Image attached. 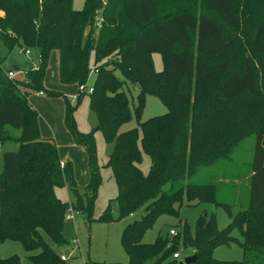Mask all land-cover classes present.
Here are the masks:
<instances>
[{
  "label": "trees",
  "instance_id": "1",
  "mask_svg": "<svg viewBox=\"0 0 264 264\" xmlns=\"http://www.w3.org/2000/svg\"><path fill=\"white\" fill-rule=\"evenodd\" d=\"M159 1L88 0L84 10H76L72 0H0L4 47L9 51L36 49L40 56L38 69H29L24 78L11 80L0 68V135L8 134L3 145H16L15 150L0 155V242L6 238L22 243L28 252L39 250L30 257L33 264H61V257L45 238L59 247L67 243L64 224L72 207L55 190L67 187L77 195L81 188L73 163L60 159L53 139L41 137L39 113L28 101L32 92L65 99L64 123L74 143L85 149L89 171V182L83 188L87 203L80 198L73 208L86 214L88 223L93 221L101 182L94 131L79 132L75 107L63 93L44 85L54 51L58 52L60 83L77 86L78 98L87 94L80 88L89 83L94 55L98 73L90 110L96 116L97 130L114 145L107 165L118 187V196L99 220L110 223L143 211L121 236L128 264H179L173 257L175 247L186 249L188 243L198 257L193 264H264V111L248 120L247 112L252 114V109H246L257 96V71L249 61L231 69L226 59L239 28L235 10L241 0H200L197 13L182 9V1L191 0H162L166 11L161 14ZM100 10L103 18L97 26ZM252 43L256 49L263 48L264 23L257 27ZM152 54L162 56L161 72L155 70ZM136 56L149 61L136 63ZM126 83L138 86L133 109L122 90ZM148 96L158 98L167 113L141 121ZM242 100L246 107L240 106ZM133 115L139 127L121 132ZM252 127V161L236 173L241 166H234L235 151ZM139 138L150 158L147 175L140 168ZM240 177L247 195L244 205L237 201L241 205L237 209ZM224 190L231 196L227 201L222 198ZM205 203L226 211L230 224L225 229L218 230L213 219L201 215L194 234L180 221L183 228L175 236L158 234L154 243H143L159 217L179 218L183 205ZM114 208L117 219L112 216ZM236 230L241 240L234 238ZM230 244L241 247L243 260L213 258L215 247ZM0 264H19V260L13 256L0 259Z\"/></svg>",
  "mask_w": 264,
  "mask_h": 264
},
{
  "label": "rangeland",
  "instance_id": "2",
  "mask_svg": "<svg viewBox=\"0 0 264 264\" xmlns=\"http://www.w3.org/2000/svg\"><path fill=\"white\" fill-rule=\"evenodd\" d=\"M87 2L88 0H72L73 7L76 10H84L86 8ZM182 3V9L190 8L195 13L198 12L200 0H191V3L182 1ZM158 10L160 14L166 11L165 3L162 0L158 3ZM235 12L239 21V28L236 32L235 42L226 54V59L230 61L231 69H238L242 67L245 61H249L255 66V69L257 71V96L254 103L252 102L246 108L248 109L250 107L252 109V114H249L247 112L248 120H255L256 117L264 111V46L261 50L256 49V47L252 43V40L254 38L257 27L264 23V0H241L239 5L236 7ZM96 18V24H98L100 19L103 18L102 10L98 11ZM23 50L25 51V49L18 47L13 49L12 51H9L4 47L0 39V59L3 61L2 62L0 60V68H9L14 65L16 67L24 68L27 63H31ZM29 50L30 52H32V54H30L31 59H36V57L39 56L38 50ZM151 56L153 57L155 70L157 72H161L164 65L162 56L160 54H152ZM52 57H58V52L54 51L51 54L48 69L46 71L44 85L47 89L63 93L70 105L75 107L73 117L75 126L79 132L88 133L92 130L94 131L97 164L99 166V176L101 182L99 184L97 196L94 201L92 214L93 221L91 223H88L87 215L73 208L74 206L76 207V205L80 201V198L82 201H84L85 204L87 203L83 188L89 182V171L87 153L85 149L81 146H77L74 143L72 136L67 130L64 123L66 110L65 99L62 97L50 98L46 95H40L38 92H32L29 95V98L36 97L38 99H47L45 101H53L54 103L61 105L60 111L58 107H54L51 110L48 108H44L43 105L40 107L41 111H39L35 107L34 108L39 113L40 120L41 118L43 120V115L46 116V120L52 131H50V128L47 124V130L45 132H52V134H56V137L51 135L50 137L44 138L55 140L57 145L61 144L60 148L63 153L61 156L62 158H60L62 159V161H71L73 163L75 170V181L81 188L79 194L77 195L71 192L67 187L56 188L55 193L57 197L62 202L67 203L70 207H72V219H66L64 224L63 235L65 240L67 241L65 245H62L60 247L56 246L47 237L45 238V241L48 245L51 246V248L57 255H59L60 257L65 256L67 258L66 261L60 260L61 264H128L129 258L121 245V236L126 226L129 223L133 222V220L139 219L143 215V211L137 212L134 217H127L110 223H105L99 220L100 216H102L107 210L110 201L118 196L117 184L113 177L111 168L107 165L113 153L114 145L113 143H108L105 140L102 131L97 130L96 128L97 119L93 112L90 110V94L87 93L81 98H78V87H74V85H67V87H63L62 89L59 88V86L64 85H62L59 81L57 69L58 67L56 65V61L58 58L54 62V59H52ZM111 57L118 56L112 55ZM138 57L139 56L135 57L136 63H140L141 61H149L146 58L139 59ZM90 67L92 68V70L95 67V59L93 54L90 60ZM116 74L120 80L123 79L119 73ZM19 77L22 78L23 76ZM94 79L95 77L91 76L86 87V91L92 86ZM162 79V81L164 82V79L166 78L163 77ZM122 90L124 91V93H126L129 100L131 101V107L133 109L137 104V95L139 93L138 86H133L130 83H126L122 86ZM239 104L242 107H246V103L243 100L240 101ZM166 113L167 108L158 98L148 96L145 101V107L142 113L141 121H146L153 117L161 116ZM59 117L62 119L61 125L60 127H55L58 120L57 118ZM138 127L139 121L137 117L133 115L132 119L123 125L121 132H125ZM11 134L14 136H20L21 133L11 132ZM248 135L243 139L242 144H240V146L237 147L235 151L233 161L234 166L237 164H240L241 166L240 169L238 168L239 172L236 171V173H242V171L246 169V165H248L253 158V151L255 147L253 127L250 129ZM7 136L8 134L0 135V155L2 151L16 149V145L11 143L3 145V141L7 138ZM65 138L68 139V142L65 140ZM139 147L141 152L140 168L143 174L147 175L149 173L151 163L149 156L142 148L141 138H139ZM222 171L223 170L220 169V172ZM233 171L235 172V170ZM239 183L241 185L240 188L242 189H240L241 192L238 190L237 198L239 199L235 198L237 205L239 204L237 201L240 200L243 203L244 196L247 195V189L244 186L245 181H243L241 177ZM223 195L222 198H224L223 200L226 201L229 200V197H231L230 195H226V191ZM230 201L234 202L233 198L230 199ZM244 204L245 203H243V205ZM238 206L239 207H236L237 209L241 207L240 204ZM201 215L205 216L208 219H213L218 230H223L230 224V218L226 211L222 208H218L210 203L191 207L185 204L180 208L179 218L171 217L168 215L159 217L154 227L145 233L142 241L146 244H152L156 241L158 234L166 236L170 233L171 230H174L175 233L178 231H182L183 227H180V221L181 223L186 222L190 233L194 234L196 222ZM112 216L113 219L118 218L117 209L114 208L112 210ZM233 236L235 239H242L238 230L233 233ZM187 246L188 247L186 249H183L179 245H176L174 253H180L181 255H185L186 257L192 256V253L194 251L192 245L188 243ZM39 252V250L28 252L22 243L14 240L4 238L0 242V259H7L15 256L18 258L19 264H33L30 257L37 255ZM211 254L216 260L226 262L241 261L244 258L243 250L238 244L217 246L212 250Z\"/></svg>",
  "mask_w": 264,
  "mask_h": 264
},
{
  "label": "crops",
  "instance_id": "3",
  "mask_svg": "<svg viewBox=\"0 0 264 264\" xmlns=\"http://www.w3.org/2000/svg\"><path fill=\"white\" fill-rule=\"evenodd\" d=\"M31 54H32V52H31ZM31 58V57H30ZM58 57H52V59H54V62L56 61V59H57ZM29 59V58H28ZM32 61H34V63L36 64V65H38V63H39V60H40V56H38V57H36V59H31ZM56 65H57V67H58V59H57V61H56ZM31 66H32V64L31 63H27L26 64V66L24 67V68H21V67H16L15 65L14 66H12V67H9V68H4V72L6 73L7 71H10V70H28V69H30L31 68ZM58 69V68H57ZM56 69V70H57ZM58 76H59V73H58ZM18 78H21V77H19L18 76ZM22 78H24V77H22ZM63 87H67V85H64V86H59V88L60 89H62ZM74 87H77V86H74ZM45 100H47V99H38V98H36V97H28V101H29V103L31 104V106L34 108H37L39 111H41L40 110V107L43 105V107L44 108H48V109H53L54 107H58V109H59V111L61 110V105L60 104H57V103H54L53 101H45ZM34 108V109H35ZM41 113V112H40ZM61 114V113H60ZM49 117V116H48ZM58 120H57V124L55 125V127L56 126H59L60 127V125H61V118L59 117V118H57ZM44 120V121H43ZM43 120H42V118H41V120H40V115H39V126H40V133H41V137L42 138H44V137H50L51 135L52 136H54V137H56L55 135L56 134H52V132H45L47 129H46V125L48 124V122H47V120H46V116H44L43 115ZM48 127L50 128V126H49V124H48ZM59 127H58V129H59ZM50 131H52L51 130V128H50ZM45 139H47V138H45ZM65 140L68 142V139L67 138H65ZM70 140H71V138H70ZM55 141V140H54ZM56 142V141H55ZM56 145H57V143H56ZM60 145L61 144H59V145H57V148L59 147V156L61 157L62 156V153H63V151L61 150V148H60ZM62 158V157H61ZM60 158V159H61ZM62 160V159H61Z\"/></svg>",
  "mask_w": 264,
  "mask_h": 264
},
{
  "label": "built area",
  "instance_id": "4",
  "mask_svg": "<svg viewBox=\"0 0 264 264\" xmlns=\"http://www.w3.org/2000/svg\"><path fill=\"white\" fill-rule=\"evenodd\" d=\"M101 1H104V0H101ZM100 23H101V19L98 22L97 26H100ZM24 53L29 58V60H30V62L32 64V66H31L30 69L31 70H37L38 69V65H36L34 63V61H32L31 58H30V54H31L30 50H25ZM28 70H10V71H7L6 72V75H7V77L9 79L14 80V79L18 78V76L25 77L27 75ZM97 73H98V70L97 69L91 70V72H90V78H91V76H95ZM86 87L87 86H83V87L80 88L81 93H89V94L93 93L94 88L92 86L87 91H86ZM39 94L40 95H43V93H39ZM68 213L69 214L67 216V219L70 220V219H72V214H71L72 213V209H70ZM170 235L171 236H175L176 235L175 231L174 230H171L170 231ZM173 257H174V259H177L179 261V263L182 262L183 259L185 258V256L184 255H181L180 253H175ZM61 260L62 261H66L67 258L65 256H62L61 257Z\"/></svg>",
  "mask_w": 264,
  "mask_h": 264
},
{
  "label": "water",
  "instance_id": "5",
  "mask_svg": "<svg viewBox=\"0 0 264 264\" xmlns=\"http://www.w3.org/2000/svg\"><path fill=\"white\" fill-rule=\"evenodd\" d=\"M102 1H100L101 3ZM198 260V257L196 255H192V256H187L183 259L182 262H180L179 264H193L196 263Z\"/></svg>",
  "mask_w": 264,
  "mask_h": 264
}]
</instances>
